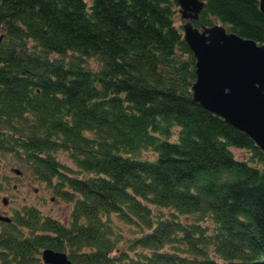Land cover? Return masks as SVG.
Instances as JSON below:
<instances>
[{
	"label": "trees",
	"instance_id": "trees-1",
	"mask_svg": "<svg viewBox=\"0 0 264 264\" xmlns=\"http://www.w3.org/2000/svg\"><path fill=\"white\" fill-rule=\"evenodd\" d=\"M200 1L194 26L264 44L258 0ZM182 21L174 0H0V153L71 207L15 209L0 264H264V155L193 100Z\"/></svg>",
	"mask_w": 264,
	"mask_h": 264
},
{
	"label": "water",
	"instance_id": "water-1",
	"mask_svg": "<svg viewBox=\"0 0 264 264\" xmlns=\"http://www.w3.org/2000/svg\"><path fill=\"white\" fill-rule=\"evenodd\" d=\"M183 20L182 35L195 58L193 100L244 132L264 155V44L244 38L225 26H194L200 0H174ZM264 13V0H258ZM20 174L18 168H12ZM0 220L10 218L0 215ZM43 264H73L62 251L44 248Z\"/></svg>",
	"mask_w": 264,
	"mask_h": 264
},
{
	"label": "rangeland",
	"instance_id": "rangeland-1",
	"mask_svg": "<svg viewBox=\"0 0 264 264\" xmlns=\"http://www.w3.org/2000/svg\"><path fill=\"white\" fill-rule=\"evenodd\" d=\"M181 21H178L179 24ZM183 22V21H182ZM234 156L238 159H246L248 153L239 148H231ZM142 157L154 158L155 155L146 154L142 152ZM57 158L62 162H65L73 170L76 166L67 157L66 153L58 152ZM12 167L19 168L22 173L20 175L15 174L12 171ZM0 211L7 215H11L13 211L23 205H34L43 214L51 215L63 223H67L69 219L70 204L64 202L51 195V193L45 188L44 184L34 180L30 171H25L19 164L13 162L10 156L0 153ZM2 198L6 202H2ZM153 208V207H152ZM155 211L157 208H153ZM121 232L126 235L131 233L127 225L116 221ZM125 245L120 243L118 249H124ZM42 264V263H40Z\"/></svg>",
	"mask_w": 264,
	"mask_h": 264
},
{
	"label": "flooded vegetation",
	"instance_id": "flooded-vegetation-1",
	"mask_svg": "<svg viewBox=\"0 0 264 264\" xmlns=\"http://www.w3.org/2000/svg\"><path fill=\"white\" fill-rule=\"evenodd\" d=\"M3 200V202H6V200L5 199H2ZM0 214H2V212L0 211ZM3 214H5L4 212H3ZM3 221H0V225H1V223H2Z\"/></svg>",
	"mask_w": 264,
	"mask_h": 264
}]
</instances>
